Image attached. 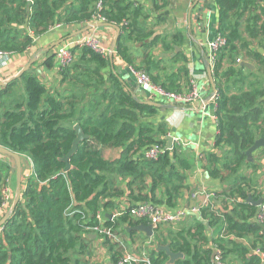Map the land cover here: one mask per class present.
<instances>
[{
	"label": "trees",
	"instance_id": "16d2710c",
	"mask_svg": "<svg viewBox=\"0 0 264 264\" xmlns=\"http://www.w3.org/2000/svg\"><path fill=\"white\" fill-rule=\"evenodd\" d=\"M99 1L102 8L97 10ZM215 5L217 32L226 45L212 64L217 134L214 152L206 154L202 169L223 187L214 192V198L221 199L219 205L212 201L199 214L218 235L207 236L206 226L192 214L187 215V225L167 230L166 237L159 228L153 229L150 238L142 233L152 245L146 255L150 264H167L165 253L155 251L157 243H168L171 251L183 255L174 264H214L215 248L222 254V264H261L251 251L260 248L264 252V223L254 221L258 207L247 197L263 198L264 203V195L255 192L253 177L241 171L264 173V148H260L262 157L252 162L245 155L256 140L264 138V23L259 24V15L254 13L259 9L256 0H215ZM260 12L264 15V8ZM96 15L120 28L115 51L124 62L145 71L154 84L180 91L159 83L153 72L161 62L151 55L133 64L126 41L132 39L135 27L142 30V41L152 32L138 24L145 17L128 0H0V51L23 53L53 25H84ZM165 41L156 37L144 46L161 42L168 51L182 44L175 36ZM72 53L73 62L59 72L60 90L47 92L32 70L35 63L0 90V147L32 165L21 201L2 225L0 264H88L81 258L90 254L87 247L93 242L88 234H94L90 228L98 224L97 214L104 218L103 227L130 239L137 232L126 228L147 224L127 214L112 220L104 217L117 208L113 199L125 194L131 204L150 202L174 210L193 168V159L176 146L157 161H147L144 152L155 144L164 147L168 134L166 124L157 122V109L129 93V85L112 72L107 56L82 47L73 48ZM242 61L253 63L255 69L243 67ZM43 65L54 67V55L49 54ZM17 80L22 86L12 90ZM76 124L88 139L78 145L65 171L63 159L75 139ZM103 149H117L119 157L106 160ZM6 158L12 161L0 155V189L9 177ZM126 179L124 190L119 184ZM99 236L109 264L117 263L121 249L108 237ZM123 243L130 250L132 244Z\"/></svg>",
	"mask_w": 264,
	"mask_h": 264
},
{
	"label": "crops",
	"instance_id": "0c3cea01",
	"mask_svg": "<svg viewBox=\"0 0 264 264\" xmlns=\"http://www.w3.org/2000/svg\"><path fill=\"white\" fill-rule=\"evenodd\" d=\"M194 1L165 0L162 3L159 0H143L139 8H141L143 17L145 18L139 19L137 22L143 29L152 32V35L142 41V30L139 27H135V33L132 39L126 41L128 53L135 66L139 65L143 57L147 54L161 62L157 70L153 72V75L159 79V83L171 85L175 89L179 87L180 91L178 93L188 92L195 85L200 92V98L191 107L190 105H185L176 106L180 110L173 108L157 109V122L165 123L168 129L166 137H173V146H176L178 151L183 152L193 159V168L188 171L183 196L179 199L175 209H187L192 206L197 208L201 201V194L199 197L194 198L193 193H195V189L214 194V191L218 192L223 187L218 180L210 179L202 169L206 154L214 152L215 136L217 134L215 107L214 103L209 100L212 95V87L205 69V65L207 64L212 72V65L205 58L207 52L206 42L213 39L217 34L219 10L215 5V0H198L196 6L189 11ZM256 2H259V9L257 11L255 10L254 13L259 15V24L264 23V15H260V8L263 9L264 4L260 0H256ZM82 27L83 25L63 26L61 29L49 31L34 39L33 44L23 53H12L5 56L3 59L4 62L2 64L0 63V83H5L10 79L12 81L19 79L15 76L35 58V64H32V70L40 83L45 86L48 93H52L55 89H58L60 79L58 71L55 67L47 68L44 65L42 66V63L49 54L53 55L56 49L64 42L73 39H69L68 36ZM114 33L115 31L112 28H95L82 35L96 36L100 44L109 49L110 43L114 38ZM174 36L180 37L182 44L179 47H174L172 50H164L161 42L151 45L150 48H145L144 46L148 45L156 37H162V40L164 38L166 43ZM63 38L68 39L61 42L52 50L47 51L48 48ZM260 50L262 53L263 50ZM242 62H247L255 69L253 63L249 61ZM127 65L114 50V71L120 76V79L129 85V89L132 90L136 97L141 101L153 100L155 102H162L158 98H150L149 95L146 96L141 92L136 86L133 76L129 73ZM6 86L0 87V90ZM21 86L22 82L17 80L12 90H20ZM102 155L106 160H115L119 157L117 149H103ZM5 160L10 163L9 177L6 179L9 189V202L7 210L0 214V220L10 209L17 190L14 162L7 158ZM21 166L22 191L26 186L28 176L32 174V165L25 159L23 161L21 160ZM126 182L127 179L120 182L119 187L125 190ZM144 191L146 192L147 189ZM156 193L158 195L159 192ZM112 201L117 207L123 204H131L126 200L125 194ZM213 201L216 205H219L221 199L217 200L215 197ZM218 209L221 210V208ZM106 215L108 214H105L104 217ZM184 223H187L186 219H184ZM203 225L207 228V236H213L215 238L218 235V230L209 228L206 221H203ZM159 231L162 232L160 229ZM162 234L165 237L167 236L166 231L165 233L162 232ZM134 237L136 239H143L142 233L140 232H137V235ZM124 239L125 242L130 244L134 241V238L130 239L128 236H124ZM155 245L157 246L158 243ZM133 247L138 249L141 246L134 244ZM105 264H109V262L106 261ZM232 264L238 263L234 261Z\"/></svg>",
	"mask_w": 264,
	"mask_h": 264
},
{
	"label": "built area",
	"instance_id": "2783aa9c",
	"mask_svg": "<svg viewBox=\"0 0 264 264\" xmlns=\"http://www.w3.org/2000/svg\"><path fill=\"white\" fill-rule=\"evenodd\" d=\"M133 3L134 6H139L143 0H128ZM262 4H264V0H260ZM102 8L101 1L96 4V9L100 10ZM101 22L104 23L106 20L100 16H94L93 20L89 23ZM125 22L124 24H126ZM88 23H85V26ZM63 26L59 24H55L52 26L51 31L61 29ZM74 39V40H73ZM73 39L64 42L61 46H59L54 52V63L55 68L59 72L65 67H68L74 60V56L72 53V49L76 47L88 48L95 53H98L102 56L108 57V49L103 47L100 44L98 38L94 35H80L77 37H73ZM226 39L217 32V34L213 37V39L208 40L206 42V60L212 65L216 59L217 53L220 49L225 47ZM7 53L0 51V63L2 64L3 59L7 56ZM241 62V61H239ZM127 69L129 73L133 76L135 80L136 86L141 90L143 94L146 96L149 95L150 98H158L162 103L176 107V106H185L190 105V107L196 103V101L200 98V92L198 88L193 85L192 88L188 92H171L168 91L161 86L154 84L150 78V76L143 70L135 69L131 65H127ZM216 90H212V95L210 97V101L216 103ZM216 119V118H215ZM166 151L165 146H159L157 144L150 146L143 154L144 158L147 161H157V159ZM31 164L30 160H28ZM0 194L2 196V203L0 205V214L5 212L8 208L9 202V189L7 185V180H5L1 184ZM194 194L193 197H199ZM201 201L198 207H190L185 209H175L168 210L163 206L155 205L150 202H140L135 205L132 204H123L118 206L113 214H111L110 220L127 214L130 218L134 220H146L147 224L151 225L153 229L159 228L161 226H165L168 224L177 225L181 223L184 219L187 218V215H193L195 213H199V209L201 207H206L208 204H211L214 199V194L209 192H202ZM97 225L94 228H90V230L96 232V234H101L105 237L111 239L118 247L121 249L122 256L119 261L115 264H137V263H145L150 264L149 257L145 254L141 256L133 255L132 252L125 248L124 240L120 234H116L109 228L103 227L102 224L104 222V218L101 214H97L96 216ZM254 221L258 224L264 223V203L262 198V203L258 206L257 214L255 215ZM2 227H0V232ZM223 235V234H222ZM221 235V236H222ZM252 254L256 255L260 258V263H264V252L261 251L260 248H255L251 251ZM222 254L221 252L215 248L214 254V264H222L221 262Z\"/></svg>",
	"mask_w": 264,
	"mask_h": 264
},
{
	"label": "water",
	"instance_id": "95a60500",
	"mask_svg": "<svg viewBox=\"0 0 264 264\" xmlns=\"http://www.w3.org/2000/svg\"><path fill=\"white\" fill-rule=\"evenodd\" d=\"M197 2H198V0H195L193 2V4L190 7L189 11H191L192 8L196 6ZM95 28H112L115 31L114 38L112 39V41L110 43V46H109V49H108V60H109V64H110V68H111L112 72H114L116 74V72L113 69V53H114V50L116 48V43H117V41L119 39V36L121 34V30H120V28L118 26H115V25L107 23V22H104V23H101V22L100 23L99 22L88 23L85 26H83L82 28H80L79 30L71 33L68 36V38L71 39L73 37L80 36L82 34H85V33L89 32V31H91L92 29H95ZM68 38H63L59 42L53 44L50 48L47 49V51L52 50L53 48H55L57 45H59L61 42L65 41ZM259 53H261V50H259ZM34 63H35V58L32 59L31 62H29L25 67H23L22 70L15 77L20 78L25 72H27L31 68L32 64H34ZM242 66H244L245 68H248L250 70L254 69L247 62H242ZM205 69H206V74H207V76L209 78L212 90H214L215 87H214L213 75H212V72H211V70H210V68H209V66L207 64L205 65ZM10 82H12L11 79L8 80L5 83H0V87L6 86ZM129 93L132 94L133 97H136V95L130 89H129ZM140 103L152 106V107H154L156 109L173 108V109H176V110H180V108H178V107H173V106L164 104L162 102H155L153 100L140 101ZM73 129H74V132H75V139H74V141L72 143L70 151L68 152V154L63 159L64 162L67 163V168L65 169V171L68 170V168H69L68 161L76 153L78 145L80 143H82L83 141L88 139V136L83 133V131L81 130L79 125H77V124L74 125ZM165 148L168 151L172 150V148H173V137H171V136H167L166 137ZM259 148H264V138L256 140L254 142V144L246 151L245 155L247 156V161L248 162H251L253 160V159L251 160L252 153L255 152ZM0 155L8 157L14 162L15 169H16V181H17V190H16V195H15V198L13 200V203H12L10 209L4 214L3 218L0 220V227H2V225L5 223L7 218L13 213L16 205L20 202L21 185H22V166H21V158H20V156L18 154L13 153V152H11V151L3 148V147H0ZM247 201L251 202L253 205L258 207L262 203V198H259L257 201H253L251 199V196L248 195ZM193 215L199 221H201L203 223L202 219L199 216V213H195ZM106 217L110 218L111 215L108 214V215H106ZM126 231L127 232H130V231L140 232V233H143L146 237H149V238L153 234V228L149 224H145V225L141 224V225H137V226H134V227L126 228ZM90 238H93V236H90ZM155 251H162V252L165 253V255L168 257L167 264H174L175 261H177L178 259L183 258V255L181 253L171 251L169 244H165V245H159L158 244L155 247Z\"/></svg>",
	"mask_w": 264,
	"mask_h": 264
},
{
	"label": "rangeland",
	"instance_id": "374dc122",
	"mask_svg": "<svg viewBox=\"0 0 264 264\" xmlns=\"http://www.w3.org/2000/svg\"><path fill=\"white\" fill-rule=\"evenodd\" d=\"M60 76V75H59ZM62 87L60 86V79H59V88L58 89H55L54 91H58L60 90ZM141 101V100H139ZM261 150L262 149H257L255 152L252 153V156H251V160L253 158H261ZM253 161V160H252ZM251 161V162H252ZM257 164H260L259 161H256ZM243 174L245 175H249L251 177H253V181L254 183L256 184V186L254 187L255 188V192L256 193H262V195H264V173H261L260 171H258L257 173L253 174L251 170H247L245 168L242 169L241 171ZM5 181V180H4ZM3 181V182H4ZM195 193L193 194H197L196 196H199L202 191L201 190H194ZM214 192H217V191H214ZM254 192V191H253ZM117 211V210H115ZM182 223H184V220L177 224V225H174V224H168V225H165L164 227H160L159 229L165 233V231L167 232V230H176L178 229L179 225H181ZM187 223H184L182 226L186 225ZM179 227V228H181ZM216 229V228H215ZM94 234H88V237L90 238V236H93V238L91 239L93 243H91L88 247H87V251L90 253V254H86L84 257L85 258H81V261H86L88 264H105L106 261L109 260L108 256H107V252L106 250L104 249V247L102 246V243H103V238L100 237L99 235H96V232L92 231ZM121 235V234H120ZM121 237L123 238V240L125 241L124 239V236L121 235ZM134 238V241H133V246L134 244H138L140 245L141 247H138V249L134 248L133 246H129V249L134 252V253H138V254H142V252H145L147 255L149 253V250H151L152 248V245L150 243V241L147 243V240L146 239H136L135 237Z\"/></svg>",
	"mask_w": 264,
	"mask_h": 264
},
{
	"label": "clouds",
	"instance_id": "9594fccd",
	"mask_svg": "<svg viewBox=\"0 0 264 264\" xmlns=\"http://www.w3.org/2000/svg\"><path fill=\"white\" fill-rule=\"evenodd\" d=\"M54 67H55V64H54Z\"/></svg>",
	"mask_w": 264,
	"mask_h": 264
}]
</instances>
